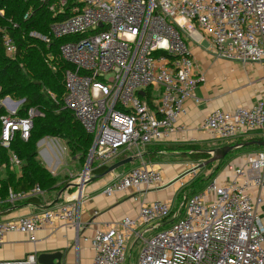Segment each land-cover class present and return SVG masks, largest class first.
I'll return each instance as SVG.
<instances>
[{"label": "built area", "instance_id": "2783aa9c", "mask_svg": "<svg viewBox=\"0 0 264 264\" xmlns=\"http://www.w3.org/2000/svg\"><path fill=\"white\" fill-rule=\"evenodd\" d=\"M37 1L49 3L55 20L50 35L35 31L30 35L47 44L61 41L60 57L72 66L64 74L63 108L71 110L92 137L80 185L87 175L121 158L138 161L105 187L107 195L128 189L145 195L162 183L161 171L145 161L144 151L183 130L178 120L186 113L187 100L200 102L196 89L206 75L198 70L190 48L193 42L208 40L217 59L264 63V0ZM30 15L28 11L25 18ZM0 32L6 55L16 58L18 47L11 33L5 26ZM149 88L153 108L145 99ZM25 100L0 97V158L2 150H8L4 168L15 174L21 173L23 162L12 144L17 138L27 141L34 119L43 114L36 106L25 108ZM200 129L223 141L264 132V98L251 106L211 110ZM46 139L55 153L67 155V147L60 146L62 139ZM226 167L233 171L230 179H213L188 196L182 191V202L174 207L172 199L145 202L136 216H124L84 238L94 250L92 264H125L128 243L142 237L140 225H152L155 231L143 238L137 264H264V222L259 213L264 202V150ZM199 168L193 166L178 179L182 190L198 176ZM79 175L70 172L69 185ZM44 192L39 185L10 190L6 198L0 196V205ZM61 224L79 226L74 199L0 220V245L9 233L34 242L39 230ZM0 264L39 263L31 254Z\"/></svg>", "mask_w": 264, "mask_h": 264}, {"label": "crops", "instance_id": "0c3cea01", "mask_svg": "<svg viewBox=\"0 0 264 264\" xmlns=\"http://www.w3.org/2000/svg\"><path fill=\"white\" fill-rule=\"evenodd\" d=\"M190 48L196 58L198 70L206 75V80L200 83L196 89V95L200 102L195 103L192 99L187 100L185 103L186 113L178 120V125L183 130L172 134L165 141L149 144L144 151L145 161L153 168L161 171L162 183L149 189L145 195L135 194L132 189L117 191L111 195L105 194V187L115 177L138 164V161L134 160L128 163V166L124 165L118 172L114 170L102 178L83 183L80 186L69 185L70 181H68L57 192H44L43 195L35 196L40 200L39 203H32L28 199H24L12 204L9 206V210L1 212L0 220L39 212L52 204L74 199L79 210V226L61 224L55 229H41L38 231L37 239L34 242L29 241L26 235L9 233L0 245V261L21 259L31 254L39 255L44 252L61 251L64 253L62 264H92L94 250L91 243L85 241L84 238L90 239L98 230L105 229L107 226L121 220L124 216H136L139 208L145 202L157 199H172L173 207L176 206L175 199L177 195H180L181 199V192L183 191L178 184V179L185 176L193 166L197 165L200 167L199 163L201 161H195L190 158L192 151L211 150L225 145H235L239 140H243V142L264 140L263 131H253L235 139L215 144L212 141L214 139L200 129L203 119L211 110H232L239 106H251L257 100L264 98V63L243 65L240 62L215 58L208 47L203 49L199 45L192 43ZM216 141L220 142L223 140ZM40 143L39 152L49 165L46 166L44 164L46 168L50 172L53 170L55 173L53 175L56 177L62 171H67L65 168L56 170L59 163H61L60 157H63L53 151L52 145L47 139H43ZM259 147L257 150L252 149L242 154H228L229 160L223 165L224 167L221 166L216 170L218 167L217 163L210 175H213L216 171L218 173L220 170L221 173L218 177L213 179H217L219 182L230 179L233 176V171L228 170L226 164H241L247 154L264 150V147ZM164 156L171 158L167 161L162 160L161 158ZM65 157L67 156L65 155ZM74 164L76 166L79 165L78 163ZM82 170L83 167L79 174ZM201 173L202 171L199 168L198 176L189 185L195 181L200 182ZM15 175L19 176L20 173ZM204 186H201V189ZM194 191L198 190L193 187L189 189L188 193H193ZM259 213L264 222V202L259 207ZM138 231L142 234V237H133L127 247L129 260L133 257L136 262L143 244V238L149 237L154 233L155 229H152V225H140L138 226Z\"/></svg>", "mask_w": 264, "mask_h": 264}, {"label": "trees", "instance_id": "16d2710c", "mask_svg": "<svg viewBox=\"0 0 264 264\" xmlns=\"http://www.w3.org/2000/svg\"><path fill=\"white\" fill-rule=\"evenodd\" d=\"M0 10H4L5 13L4 16L0 15V26H5L9 30L18 47L17 57H8L4 50L0 32V97L12 95L16 98H25V108L36 106L43 113L34 119L29 139L25 141L17 138L12 144L11 150L23 162L19 176L4 168L8 150H2L0 196L6 198L10 190H29L36 185H39L45 192H57L71 178L68 176L64 182H57L56 176L46 168L39 158L40 141L47 137L62 139L69 147L72 155L78 158H75L73 163H78L82 167L92 144V137L86 133L73 112L63 108L64 74L72 66L60 57L59 46L61 41L53 39L51 43L47 44L30 35L32 31L50 35V25L55 19L49 9V3L37 0H0ZM28 11H31V15L26 19L25 14ZM148 90L149 93L145 99L153 108V90L152 88ZM242 142L243 140H239L236 143ZM258 148L260 147H239L231 152L242 154ZM190 158L210 164L208 161L211 156L207 152H196L192 153ZM108 167L99 168L94 173H102ZM219 168L220 165L216 170ZM197 182L195 181L183 189V193H186L187 196L192 194L188 191ZM28 201L39 203L40 200L37 197H31ZM9 206V204L0 205V215L2 211L9 210Z\"/></svg>", "mask_w": 264, "mask_h": 264}, {"label": "rangeland", "instance_id": "374dc122", "mask_svg": "<svg viewBox=\"0 0 264 264\" xmlns=\"http://www.w3.org/2000/svg\"><path fill=\"white\" fill-rule=\"evenodd\" d=\"M177 21L179 22V23H183L184 22V20L182 19V18H178L177 19ZM191 41V40H190ZM195 45H199L201 48H203V49H207V47L209 46V42H208V40H203L201 43H195V42H193ZM48 138V137H47ZM215 144H219V143H222V142H224V141H220V142H217L216 140H212ZM60 146H65V147H67V157H65L64 158V156H65V154L64 155H62V157L64 158H61L60 157V159H61V163H59V165H58V167H57V169L56 170H62L63 168H65L67 171H62L56 178H57V182L58 183H62V182H64V180H66L67 179V177L69 176V172L68 171H72V174L74 175V174H76V175H79V172H80V170H81V168H82V165H78V166H76L74 163H73V160L75 159V158H77L76 156H73L72 155V153H71V151H70V149H69V147L67 146V144L62 140L61 142H60ZM254 150H257V149H254ZM56 151V150H55ZM49 152L51 153V151L49 150ZM229 154H238L237 152H231V153H229ZM39 155H40V158L43 160V162H44V164L46 165V166H49L48 164H47V162H46V160L44 159V157L42 156V154L39 152ZM53 157V156H52ZM59 157V156H58ZM54 159H55V157H53ZM169 158H171V157H168V156H164V157H162L161 159L162 160H168ZM78 159V158H77ZM211 159V158H210ZM229 160V155H227L226 157H225V159L223 160V162H219V161H217V162H214L213 164H210V165H206V162H203V161H201L199 164H200V169H201V171H202V173H201V177H200V179H199V181L200 182H198L197 184H195V188H196V190H201V186H204L206 183H208L209 181H211L213 178H217L218 177V175L221 173V171L219 170L218 171V173H217V171L213 174V175H210V173L212 172V170L214 169V167L216 166V164L218 163V166L220 165V167L221 166H223L225 163H227V161ZM73 163V164H72ZM205 163V164H204ZM204 164V165H203ZM122 167L123 166H121V167H119V168H117L116 170H115V172H118V171H120L121 169H122ZM224 167V166H223ZM223 169V168H222ZM57 172V171H56ZM82 172V171H81ZM63 187H64V185H62ZM63 187H61V189L63 188ZM175 201H176V205L177 204H180L181 202H182V200L180 199V195H177V198L175 199ZM125 264H137V262H136V259L135 258H133L132 257V259H130L129 260V255L127 254V258H126V262H125Z\"/></svg>", "mask_w": 264, "mask_h": 264}, {"label": "water", "instance_id": "95a60500", "mask_svg": "<svg viewBox=\"0 0 264 264\" xmlns=\"http://www.w3.org/2000/svg\"><path fill=\"white\" fill-rule=\"evenodd\" d=\"M141 94H144L143 91H140ZM42 143V142H41ZM40 143V144H41ZM249 146H261L264 147V140H248V141H244L243 143L240 144H235V145H225L222 146L220 148H216V149H211V150H199V151H192V153L195 152H207L210 154L211 159L208 161V163H214L217 161H222L225 159V157L234 149L239 148V147H249ZM135 160V157H128L126 159L120 160L112 165H110L106 171L102 172V173H93L90 175H87L86 180H84L83 183L86 182H92L96 179L102 178L105 175L113 172L114 170H116L117 168L124 166L128 163H131ZM83 180L82 176H78L77 178L74 179V182L72 183L73 185H77L80 186L79 181ZM64 257V253L61 251H55L52 253H40L39 255H37V261L39 264H62V260Z\"/></svg>", "mask_w": 264, "mask_h": 264}]
</instances>
